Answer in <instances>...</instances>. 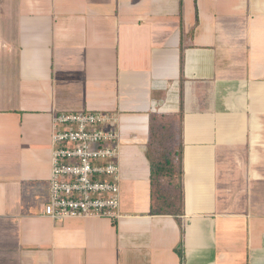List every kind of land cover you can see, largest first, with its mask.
<instances>
[{
  "label": "crops",
  "instance_id": "1",
  "mask_svg": "<svg viewBox=\"0 0 264 264\" xmlns=\"http://www.w3.org/2000/svg\"><path fill=\"white\" fill-rule=\"evenodd\" d=\"M114 113L119 217L42 214L52 118ZM182 144L153 212L151 121ZM0 264H264V0H0Z\"/></svg>",
  "mask_w": 264,
  "mask_h": 264
},
{
  "label": "built area",
  "instance_id": "2",
  "mask_svg": "<svg viewBox=\"0 0 264 264\" xmlns=\"http://www.w3.org/2000/svg\"><path fill=\"white\" fill-rule=\"evenodd\" d=\"M51 171L42 214L57 220L119 217V131L114 113L60 112L50 131Z\"/></svg>",
  "mask_w": 264,
  "mask_h": 264
},
{
  "label": "trees",
  "instance_id": "3",
  "mask_svg": "<svg viewBox=\"0 0 264 264\" xmlns=\"http://www.w3.org/2000/svg\"><path fill=\"white\" fill-rule=\"evenodd\" d=\"M160 116H154L151 121V140L149 143L148 157L151 163V185L153 197V212L158 214L176 215L180 211L182 204L181 176L182 169L180 165V156L182 144L178 143V162H174L170 153H164L157 156L155 151L159 150L162 143V134L160 133ZM159 128V129H158ZM165 179L172 183L174 189H179L178 195L168 199L163 190L160 189V182Z\"/></svg>",
  "mask_w": 264,
  "mask_h": 264
},
{
  "label": "rangeland",
  "instance_id": "4",
  "mask_svg": "<svg viewBox=\"0 0 264 264\" xmlns=\"http://www.w3.org/2000/svg\"><path fill=\"white\" fill-rule=\"evenodd\" d=\"M160 133L162 134V145L159 150L155 151V154L159 156L160 154L170 153L174 162H178V150H179V122L177 116L173 117L171 114H163L159 120ZM158 128V129H159ZM160 189L163 190L166 197L170 200L178 195L179 189H174L172 183L163 179L160 182Z\"/></svg>",
  "mask_w": 264,
  "mask_h": 264
}]
</instances>
